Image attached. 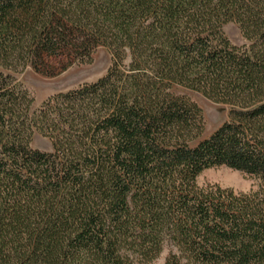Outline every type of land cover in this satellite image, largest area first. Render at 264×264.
<instances>
[{
	"label": "trees",
	"instance_id": "16d2710c",
	"mask_svg": "<svg viewBox=\"0 0 264 264\" xmlns=\"http://www.w3.org/2000/svg\"><path fill=\"white\" fill-rule=\"evenodd\" d=\"M101 47L105 74L33 107L28 68ZM195 93L229 107L207 137ZM220 166L257 187L198 185ZM166 247L163 264H264V0H0V264H155Z\"/></svg>",
	"mask_w": 264,
	"mask_h": 264
},
{
	"label": "rangeland",
	"instance_id": "374dc122",
	"mask_svg": "<svg viewBox=\"0 0 264 264\" xmlns=\"http://www.w3.org/2000/svg\"><path fill=\"white\" fill-rule=\"evenodd\" d=\"M226 32L234 42H242L238 27L235 24L226 26ZM110 54L105 48H98L93 55V62L83 65H75L55 76H45L28 68L24 75L26 85L35 97L33 104L37 108L43 100L59 91H64L77 86L85 81H95L105 74L110 64ZM193 98L203 108L205 128L202 137L209 136L223 122L228 119L229 107L210 101L201 94H192ZM46 141L36 138L35 143L44 147ZM197 183L201 187L208 185H219L225 188H232L236 192H249L257 187V179L226 166L212 167L203 171ZM166 247L155 264H163L169 252Z\"/></svg>",
	"mask_w": 264,
	"mask_h": 264
}]
</instances>
